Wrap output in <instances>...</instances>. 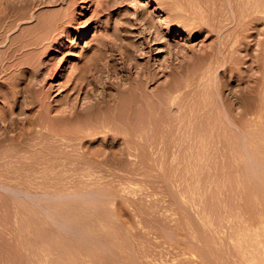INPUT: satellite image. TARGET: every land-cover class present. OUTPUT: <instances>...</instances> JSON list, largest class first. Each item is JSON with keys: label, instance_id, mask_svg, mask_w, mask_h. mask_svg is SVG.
<instances>
[{"label": "rangeland", "instance_id": "1", "mask_svg": "<svg viewBox=\"0 0 264 264\" xmlns=\"http://www.w3.org/2000/svg\"><path fill=\"white\" fill-rule=\"evenodd\" d=\"M0 264H264V0H0Z\"/></svg>", "mask_w": 264, "mask_h": 264}, {"label": "bare ground", "instance_id": "2", "mask_svg": "<svg viewBox=\"0 0 264 264\" xmlns=\"http://www.w3.org/2000/svg\"><path fill=\"white\" fill-rule=\"evenodd\" d=\"M98 4H100V3H98ZM98 4H97V5H98ZM84 8H85V6L83 7V11H84ZM158 8H160L159 5H156L155 10H158ZM163 16H164V15H163ZM163 16H162V21H165L166 19H165ZM70 20H71V19H70ZM70 20H69V21H70ZM203 25H204V24H203ZM68 32H69V31H68ZM90 70H91V82H90V83L93 84L94 79L96 80L95 76L98 77V73H100L101 71L98 72L97 75H96L95 72H97V70H99V68H96V67L94 66V67L91 68ZM100 74H101V73H100ZM100 74H99V75H100ZM101 76H103V75L101 74ZM100 78H101V77H100ZM76 80H77V79H76ZM76 80H75V81H76ZM84 80H85V79H84ZM99 80H100V79H99ZM75 81H74V82H75ZM82 81H83V80H82ZM104 81H105V80H104ZM75 84H76V82H75ZM94 87H95V86H94ZM74 88H75V87H74ZM79 88H80V87H79ZM79 88H78V89H79Z\"/></svg>", "mask_w": 264, "mask_h": 264}]
</instances>
